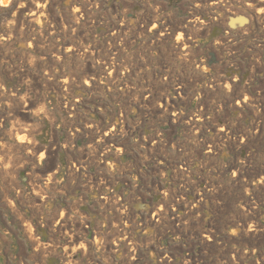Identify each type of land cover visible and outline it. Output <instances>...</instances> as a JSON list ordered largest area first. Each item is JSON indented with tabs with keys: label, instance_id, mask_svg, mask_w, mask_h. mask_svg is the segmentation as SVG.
I'll list each match as a JSON object with an SVG mask.
<instances>
[{
	"label": "rangeland",
	"instance_id": "obj_1",
	"mask_svg": "<svg viewBox=\"0 0 264 264\" xmlns=\"http://www.w3.org/2000/svg\"><path fill=\"white\" fill-rule=\"evenodd\" d=\"M263 117L264 0L0 6V264H264Z\"/></svg>",
	"mask_w": 264,
	"mask_h": 264
},
{
	"label": "bare ground",
	"instance_id": "obj_2",
	"mask_svg": "<svg viewBox=\"0 0 264 264\" xmlns=\"http://www.w3.org/2000/svg\"><path fill=\"white\" fill-rule=\"evenodd\" d=\"M212 1V0H211ZM10 2H12V0H0V6L1 7H6V6H8V4L10 3ZM213 3V2H212ZM250 3V2H249ZM97 4V3H96ZM247 6V5H246ZM245 6V7H246ZM21 7V6H20ZM74 8V7H73ZM262 10V9H261ZM250 11V10H249ZM241 12V11H240ZM154 14V13H153ZM236 20H238V18H236ZM244 20V19H243ZM217 21V20H216ZM235 20L233 19H231V20H229V22H228V28L229 29H232V28H234V25H235ZM238 22V26H242L243 25V21L242 20H238L237 21ZM236 22V23H237ZM14 23V22H13ZM57 25V24H56ZM225 26V25H224ZM201 27V26H200ZM117 31V30H116ZM118 32V31H117ZM113 35V34H112ZM111 35V36H112ZM189 38V37H188ZM190 39V38H189ZM114 41V40H113ZM118 41V40H117ZM120 41V40H119ZM123 41V40H122ZM115 42V41H114ZM121 43V42H120ZM177 43V42H176ZM115 45H117V44H115ZM115 48V47H114ZM185 48V47H184ZM73 49V48H72ZM87 49H89V48H87ZM68 51V50H67ZM186 51V50H185ZM90 52V51H89ZM89 52H87V53H89ZM68 53V52H67ZM84 53V52H83ZM119 53V52H118ZM86 54V53H85ZM92 54V53H91ZM90 54V55H91ZM114 54V53H113ZM84 55V54H83ZM89 55V56H90ZM55 57V56H54ZM59 57V56H58ZM59 59V58H58ZM184 62V61H183ZM152 68V67H151ZM259 69V68H258ZM113 70V69H112ZM114 72V71H113ZM46 73V72H45ZM48 73V72H47ZM108 75V74H107ZM259 75V74H258ZM257 76V75H256ZM259 78V77H258ZM164 80V79H163ZM233 80V79H232ZM235 81V80H234ZM85 82V81H84ZM64 85V84H63ZM128 91V90H127ZM149 96V95H148ZM24 98V97H23ZM56 100V99H55ZM25 101V100H24ZM24 107V106H23ZM159 107V106H158ZM236 110V109H235ZM196 115V114H195ZM193 117V116H192ZM210 118V117H209ZM264 118V117H263ZM28 121H30V120H28ZM12 128V127H11ZM26 132V131H25ZM148 132V131H147ZM195 136V135H194ZM262 138V137H261ZM23 140V139H22ZM208 141V140H207ZM192 142V141H191ZM237 142V141H236ZM221 146V145H220ZM217 148V147H216ZM208 150V149H207ZM43 153V152H42ZM255 155V154H254ZM239 157V156H238ZM83 162V161H82ZM109 164V163H108ZM46 165V164H45ZM115 170V169H114ZM234 176V175H233ZM263 178V177H262ZM173 182V181H172ZM42 190V189H41ZM18 191V190H17ZM122 192V191H121ZM37 194V193H36ZM39 202V201H38ZM246 203V202H245ZM196 208V207H195ZM137 209V208H136ZM192 209V208H191ZM122 210V209H121ZM174 212V211H173ZM62 216V215H61ZM63 217V216H62ZM65 225V224H64ZM63 225V226H64ZM125 227V226H124ZM236 232V231H235ZM61 233V232H60ZM33 234V233H32ZM101 244V243H100ZM82 245V244H81ZM65 247V246H64ZM86 249V248H85ZM159 249V248H158ZM85 252V251H84Z\"/></svg>",
	"mask_w": 264,
	"mask_h": 264
}]
</instances>
